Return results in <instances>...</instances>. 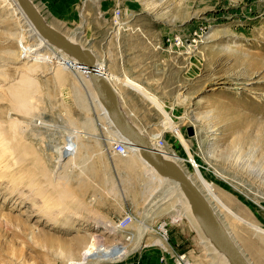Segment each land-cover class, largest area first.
<instances>
[{
    "label": "rangeland",
    "instance_id": "obj_1",
    "mask_svg": "<svg viewBox=\"0 0 264 264\" xmlns=\"http://www.w3.org/2000/svg\"><path fill=\"white\" fill-rule=\"evenodd\" d=\"M15 9L14 0H0V126L15 155L0 163L13 165L0 184V264H72L94 239L106 249L131 246L117 228L127 216L136 219L134 231L152 224L161 233L166 225L168 243L112 264H159L163 255L167 264L175 255L193 264H225L202 243L208 238L193 212L173 222L176 200L161 204L151 222L147 201L141 217L130 213L142 192L158 188L146 177L148 166L137 155L114 153L81 63L58 49L54 62L46 42L31 62L21 60L18 40L27 27ZM115 10L121 15L120 25L116 12L113 17L116 28L128 21L129 31L164 38L166 47L184 54L177 102L170 109L159 105L165 132L179 144L166 152L209 199L248 261L264 264V0H119ZM30 39L34 49L37 41ZM34 62L39 68L31 73ZM56 64L62 83L53 75ZM25 77L36 89L18 104L5 89ZM88 122L95 130L83 128ZM73 130L96 131L101 141ZM59 148L73 156L60 158Z\"/></svg>",
    "mask_w": 264,
    "mask_h": 264
},
{
    "label": "crops",
    "instance_id": "obj_2",
    "mask_svg": "<svg viewBox=\"0 0 264 264\" xmlns=\"http://www.w3.org/2000/svg\"><path fill=\"white\" fill-rule=\"evenodd\" d=\"M31 2L47 24L82 49H89L93 53L100 70L110 80L123 111L131 123L150 138L153 146L161 150L157 146V138L164 133L166 142L162 151L172 153L178 151L179 144L176 145L171 135L165 132L168 131L165 126L166 115L159 105L170 109L168 105L177 102L182 86L181 77L184 74L182 51L166 47L164 38L159 40L152 36L148 37L150 36L148 33L129 31L128 21H124L118 31L119 28L113 24V17L119 0H31ZM50 49L49 51L53 53L57 52L52 47ZM99 119L101 120L100 116ZM101 121L103 124L99 123V126L106 132L115 133L114 127L106 122V118L105 121ZM87 126L92 129L89 122L87 125L84 123L83 128L87 129ZM105 127L110 128L107 131ZM85 132L96 134V131ZM154 137L156 138L152 139ZM137 156L141 161L138 154ZM149 193L151 194L141 193L142 196L135 201L131 214L141 217Z\"/></svg>",
    "mask_w": 264,
    "mask_h": 264
},
{
    "label": "bare ground",
    "instance_id": "obj_3",
    "mask_svg": "<svg viewBox=\"0 0 264 264\" xmlns=\"http://www.w3.org/2000/svg\"><path fill=\"white\" fill-rule=\"evenodd\" d=\"M14 3L16 4V7H17V9H15V11H19V14L21 16L20 18H22V20H24V24L27 27V31H25V30L22 31V32H25V33H21L20 34V38L18 40L19 51H20L19 55H20L21 60H23L25 62H31L33 60V58H35V56L38 55L39 51L45 46V42L49 46H50V44L46 40H44L43 38H41L38 35V33L36 32V30L33 27L32 23L29 21V19L24 15L22 10L20 9L17 0H14ZM30 38H35L36 41H37V46L34 47V49H33V42L29 43L27 41L28 39L31 40ZM50 47L55 48L53 46H50ZM55 49H58V48H55ZM58 50L62 54H65L66 57H68V58L70 57V59H71L72 56H70L69 54L65 53L61 49H58ZM52 54H53L52 60L54 62H58L59 58H61L60 55L57 54L56 52H54ZM38 65H36L35 62H34V64L31 65L32 66V70H29V71L31 73L36 72L38 70V68H39ZM52 70H53V75H54L55 79L58 82L62 83L65 80L64 79L65 77L63 75V70L57 64L55 65V67ZM22 76H24V75H22ZM26 77L23 78L24 80L21 78L20 81L17 84H15V86H9L8 88L5 89L6 95L8 94L15 103H18V104L25 103L26 104L27 101L31 100L32 93L36 89V86H35L36 84H34V82L32 80L26 79ZM84 79H85V81H88L89 84L91 85V81H90V79L88 77V72L86 71V68H85V71H84ZM95 98H96L95 106H96V109H97V111L99 113V116H100L101 120L105 121V118H106V122H108L110 125H112V122L110 121V118L108 116L107 111L105 110V108L103 107L101 102L99 100H97V96H95ZM18 108H23V106H18ZM11 123H12V125H14L16 122L12 121ZM39 124L48 125V124L42 123V122H40ZM13 128L15 129V125H14ZM109 128L106 127L105 129L108 131ZM3 130L4 129L0 126V163H2V164H4V159H5V157H7V155H13L12 149L10 147H8V143L6 142L5 132H3ZM107 133L109 135H111L109 137V139H108V142L110 144H111V140H110L111 137L114 138V139H118V140L124 139V141H126L128 143V145H129V152L130 153L127 155V157L130 156V155L134 156V155L138 154L139 158L141 159V162H143L144 164H146L148 166V167L145 166L146 167V177L149 178L151 182L156 181V183H154V184H156V187H158V188L156 189V191H154V193L152 195L150 194V196L146 200L147 201L146 205L150 206V209L147 212H145V215L148 216V220L151 222V221L155 220L156 217L157 218L159 217V214H160L159 213V206H161V204L163 206V204L166 203V202L176 200L177 205H175L174 209L171 210L172 212H176L173 215L174 216L173 217V222H178L182 218H189V216H190L189 213L193 212L195 214V216L197 217L199 223L201 224V227L204 230L205 234L207 235L204 225L202 224V222H201L199 216L197 215V213L191 207V205H190L189 201L187 200V198H186L182 188L180 187V185L178 183H176L175 181H173V180H170L168 178H165V177L161 176L157 172V170L155 169V167L153 165L148 164L147 162L142 160V158L140 156V149L138 148V146L132 144L127 139H125L122 135H120V133L116 129H115V133L114 134L111 131H108ZM72 134L73 135H78V136L80 135L83 138L91 136L88 133H83V132L80 133V131H78V130H73ZM93 137L97 138L98 142L101 141V137H99L98 135L94 134ZM81 140H83V139H81ZM151 143H152V141H151ZM154 148L161 154V156L164 159L170 160V161H173V162L177 163L176 161H174V160L178 159L177 157L171 156L167 152L162 151V148H160L161 150H159L157 147H154ZM58 151H59V154L60 153L64 154V156L60 157L62 159H67L71 155L73 156L72 152H69L67 148H59ZM27 155H28L27 152H25L24 156H19L18 160H16V161L14 160L15 161L14 165L18 166V164H20L23 161V159L25 158V156H27ZM13 156H15V155H13ZM2 164H0V184L4 181V178H3L4 175L7 174V172L10 173V171L7 170V169L12 168V166H13V165H10V163H7L8 166L4 167ZM60 166H61V164H59L58 169H60L62 167V166L61 167ZM3 169H4V172L2 171ZM62 169H60V170H62ZM158 176L161 177V178H157ZM15 180H16L15 181V185H16L17 184V180H18V176L17 175L15 177ZM5 181H7V180H5ZM162 189L165 190V191H161ZM69 191L70 190H68V192ZM158 191H160L159 196H161V199H163V201L159 202V204L157 205L158 202L157 203L154 202V199L156 198V194L158 193ZM69 193H71V192H69ZM148 220H145V223H149V222H146ZM131 225H135L134 222ZM131 225L125 230H123L120 225H119V227H117L118 229L120 228L119 230L116 228L122 234V236L125 239V241H127V245L132 243L131 246L116 245V246H113L110 249H106V248H103L101 246V244L99 242H97L96 239H94L92 245L90 247H88L83 252L82 259L80 261L72 262V264H112V263H120L122 261H125V260L129 259L136 252H139V251L143 252L145 249H147L149 247H153V246L154 247L157 246V247H160V248H162V247L165 248L166 247V245L168 243L167 234H160L159 232H156L155 229H153V227H152L153 225L152 224H150V225H147V224L141 225V227L138 230H135V231L131 228ZM160 228H161L162 231H164V233L165 232L167 233V230L164 228V225H162ZM207 238L208 239H204L202 241V243H205V244L207 243L210 247H212L213 252L216 253L217 255H219L220 259L225 264H230L228 259L212 245V242H211V240L209 239L208 236H207ZM209 246H208V248H209ZM210 252H212V251H210ZM210 252H209V254H211ZM92 258H96V259L91 261ZM187 262H189V261L187 260ZM190 264H193V263H190ZM211 264H215V263L213 262Z\"/></svg>",
    "mask_w": 264,
    "mask_h": 264
},
{
    "label": "water",
    "instance_id": "obj_4",
    "mask_svg": "<svg viewBox=\"0 0 264 264\" xmlns=\"http://www.w3.org/2000/svg\"><path fill=\"white\" fill-rule=\"evenodd\" d=\"M17 2L41 38L46 40L50 46L63 50L86 68L92 88L107 111L112 126L125 139L138 146L142 160L153 165L161 176L180 185L191 207L204 225L212 245L228 259L230 264H251L235 244L199 187L177 163L164 159L154 148L151 140L131 123L121 107L110 80L104 72H101L93 53L89 49H82L47 24L31 0H17ZM187 131L189 136L195 135V130L192 127H189Z\"/></svg>",
    "mask_w": 264,
    "mask_h": 264
},
{
    "label": "built area",
    "instance_id": "obj_5",
    "mask_svg": "<svg viewBox=\"0 0 264 264\" xmlns=\"http://www.w3.org/2000/svg\"><path fill=\"white\" fill-rule=\"evenodd\" d=\"M119 21H120V12L117 11L115 24L120 25ZM110 140H111V145L113 147V151L115 154L122 156V157H125L130 153L129 152V145L126 141H124V139L118 140V139H114L111 137ZM157 146L159 148L165 147V140L162 136H159L157 138ZM135 221H136V219L134 217L127 216L124 220H122L119 223V225L121 226V228L123 230H125ZM160 227H159V230L161 232L160 234H167L166 232L164 233V231H162ZM164 228H166V225H164ZM172 259L174 261V264H190L189 262H187L186 255H175L172 257ZM159 264H167L166 257L164 255L161 257Z\"/></svg>",
    "mask_w": 264,
    "mask_h": 264
}]
</instances>
